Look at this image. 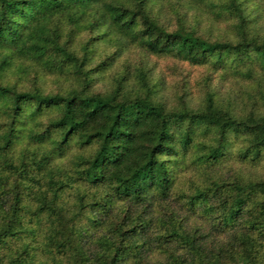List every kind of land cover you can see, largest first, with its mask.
<instances>
[{"label": "trees", "instance_id": "16d2710c", "mask_svg": "<svg viewBox=\"0 0 264 264\" xmlns=\"http://www.w3.org/2000/svg\"><path fill=\"white\" fill-rule=\"evenodd\" d=\"M0 264H264V0H0Z\"/></svg>", "mask_w": 264, "mask_h": 264}]
</instances>
